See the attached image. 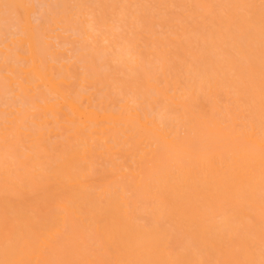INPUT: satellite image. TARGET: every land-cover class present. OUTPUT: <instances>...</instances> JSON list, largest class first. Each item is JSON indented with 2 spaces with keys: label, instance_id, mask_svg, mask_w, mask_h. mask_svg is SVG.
I'll list each match as a JSON object with an SVG mask.
<instances>
[{
  "label": "bare ground",
  "instance_id": "obj_1",
  "mask_svg": "<svg viewBox=\"0 0 264 264\" xmlns=\"http://www.w3.org/2000/svg\"><path fill=\"white\" fill-rule=\"evenodd\" d=\"M0 264H264V0H0Z\"/></svg>",
  "mask_w": 264,
  "mask_h": 264
}]
</instances>
